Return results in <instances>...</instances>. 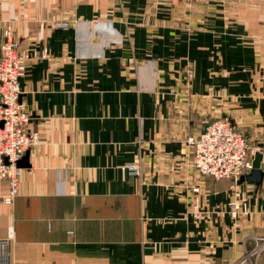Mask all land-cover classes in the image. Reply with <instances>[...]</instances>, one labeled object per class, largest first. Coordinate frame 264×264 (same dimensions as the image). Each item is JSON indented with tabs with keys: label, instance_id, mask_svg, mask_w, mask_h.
<instances>
[{
	"label": "crops",
	"instance_id": "obj_1",
	"mask_svg": "<svg viewBox=\"0 0 264 264\" xmlns=\"http://www.w3.org/2000/svg\"><path fill=\"white\" fill-rule=\"evenodd\" d=\"M0 23L32 57L20 103L40 135L12 206L0 180L10 264H242L264 187L200 177L188 139L227 117L264 144V0H0Z\"/></svg>",
	"mask_w": 264,
	"mask_h": 264
},
{
	"label": "built area",
	"instance_id": "obj_2",
	"mask_svg": "<svg viewBox=\"0 0 264 264\" xmlns=\"http://www.w3.org/2000/svg\"><path fill=\"white\" fill-rule=\"evenodd\" d=\"M166 1L171 5L180 2L203 3L206 0H157ZM69 23L58 21L56 28H66ZM0 180L7 184V192L2 198L3 204L12 206L19 194L20 176L22 168L18 161L31 147L39 144L38 132L29 129L31 114L20 103L22 93L20 80L25 75L31 56L19 52V44L13 36L12 26L0 23ZM47 57V50L43 49L40 58ZM188 143L192 148L191 164L200 177L236 182L241 176L252 170L253 157L256 146L250 145L245 135L237 125L227 117L214 121H206L203 131L196 137H190ZM131 175H139L140 167L129 164L123 167ZM264 187V156L261 161ZM193 199L189 213L193 218L203 219L199 189L193 188ZM241 213V202L232 203L230 214L236 218ZM264 217V209H263ZM71 233V232H69ZM11 240H0V264H10ZM264 249V237L256 240L254 247L247 251L242 264L251 257H257Z\"/></svg>",
	"mask_w": 264,
	"mask_h": 264
},
{
	"label": "water",
	"instance_id": "obj_3",
	"mask_svg": "<svg viewBox=\"0 0 264 264\" xmlns=\"http://www.w3.org/2000/svg\"><path fill=\"white\" fill-rule=\"evenodd\" d=\"M21 83V89H22V80H20ZM257 150L253 157V163H252V170L249 174L241 176L236 183L242 184L245 181L253 180L255 182V186L257 188H261L262 186V180H263V173L261 171V161L264 156V144L255 145ZM24 159H20L18 161V167L23 168L27 167L26 164H22ZM27 160V154L25 156V161Z\"/></svg>",
	"mask_w": 264,
	"mask_h": 264
},
{
	"label": "rangeland",
	"instance_id": "obj_4",
	"mask_svg": "<svg viewBox=\"0 0 264 264\" xmlns=\"http://www.w3.org/2000/svg\"><path fill=\"white\" fill-rule=\"evenodd\" d=\"M185 3H187V2H185ZM189 4H196V5H197V4H199V3H196V2H192V3H189ZM238 129H239V128H238Z\"/></svg>",
	"mask_w": 264,
	"mask_h": 264
}]
</instances>
